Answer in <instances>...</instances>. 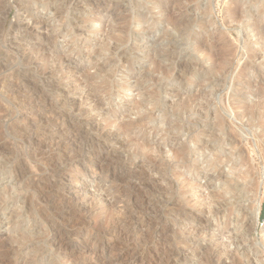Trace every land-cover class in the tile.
<instances>
[{"label": "rangeland", "instance_id": "obj_1", "mask_svg": "<svg viewBox=\"0 0 264 264\" xmlns=\"http://www.w3.org/2000/svg\"><path fill=\"white\" fill-rule=\"evenodd\" d=\"M37 259L264 264V0H0V264Z\"/></svg>", "mask_w": 264, "mask_h": 264}, {"label": "bare ground", "instance_id": "obj_2", "mask_svg": "<svg viewBox=\"0 0 264 264\" xmlns=\"http://www.w3.org/2000/svg\"><path fill=\"white\" fill-rule=\"evenodd\" d=\"M255 194H256V193H255ZM257 194H258V193H257ZM256 196H257V195H256ZM258 198H259V197H258ZM258 198H257V199H258ZM257 202H258V203H256V204H257V206H256L257 209H256L255 216H256V220H257V222H258V221H259V218H260V215H261V212H262V208H261V203H260L258 200H257ZM53 227H54V226H53ZM53 230H54V229H53ZM57 230H59V228H58ZM59 233H60V232H59ZM57 235H58V234H57ZM60 237H61V236H60ZM60 237H59V238H60ZM45 238H47V237H45ZM53 238H54V237H53ZM21 241H22V240H21ZM28 242H29V241H28ZM28 242H27V243H26V242H22V243H23V245H24V243H25V245L30 244V243H28ZM51 242H53L52 244H53V246H54V242H55V243H57V242H58V243H61V242H63V241H62V240H58V241H57V239H56V241H53V240H52ZM58 245H59V244H58ZM58 245H57V246H58ZM42 261H44V260L37 259V260H33L32 263H33V264H39V262H42Z\"/></svg>", "mask_w": 264, "mask_h": 264}, {"label": "water", "instance_id": "obj_3", "mask_svg": "<svg viewBox=\"0 0 264 264\" xmlns=\"http://www.w3.org/2000/svg\"><path fill=\"white\" fill-rule=\"evenodd\" d=\"M256 230H258V227L256 228Z\"/></svg>", "mask_w": 264, "mask_h": 264}]
</instances>
